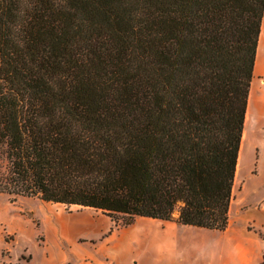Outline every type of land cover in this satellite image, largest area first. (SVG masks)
Instances as JSON below:
<instances>
[{"label":"trees","instance_id":"16d2710c","mask_svg":"<svg viewBox=\"0 0 264 264\" xmlns=\"http://www.w3.org/2000/svg\"><path fill=\"white\" fill-rule=\"evenodd\" d=\"M263 20L264 0H0V194L225 231Z\"/></svg>","mask_w":264,"mask_h":264},{"label":"rangeland","instance_id":"374dc122","mask_svg":"<svg viewBox=\"0 0 264 264\" xmlns=\"http://www.w3.org/2000/svg\"><path fill=\"white\" fill-rule=\"evenodd\" d=\"M261 52L262 47H259L258 66L261 65ZM262 79L264 75H259L254 83L256 101L261 93L256 85ZM253 110L248 138L240 154V179L244 181L240 196L252 206H258L264 196V108L258 110L256 107ZM233 198L236 204L237 192ZM91 220L106 232L99 235L93 231L72 228L80 222ZM133 225L123 226L121 221L116 224L105 213L93 208L0 194V264H71L78 258L84 259L89 253H107L108 259L113 258L118 246L116 248L113 239L105 241V238ZM193 236V233H186L183 237L190 242ZM209 240L208 234L201 235V245H185L178 250L173 248L169 250V255L183 264H213L214 260L203 245ZM136 249L139 259L146 255L140 246Z\"/></svg>","mask_w":264,"mask_h":264},{"label":"crops","instance_id":"0c3cea01","mask_svg":"<svg viewBox=\"0 0 264 264\" xmlns=\"http://www.w3.org/2000/svg\"><path fill=\"white\" fill-rule=\"evenodd\" d=\"M258 46L262 47L261 65L257 66L256 63L251 92L256 77L264 75V20ZM257 85L256 87L261 90V93L256 101L250 92L246 120L252 108L257 107L258 110L264 108V79ZM257 118L259 126L260 115ZM238 165L233 188V197L237 192V200L236 204L234 200L232 201L229 226L225 231L207 230L180 225L175 221L139 217L132 227L113 232L105 238V241L113 239L116 248L118 246V250L114 251L113 258L108 259L107 253L101 255L89 253L84 259L78 258L71 264H183L181 261L171 258L169 250L173 248L178 250L185 245L199 246L202 244L201 235L206 234L209 235L210 240L203 245L214 260L213 264H261L264 261V196L259 200L258 206H252L240 196L244 181L242 182L240 179V162ZM72 228L77 231H93L99 235L106 232L102 231L93 220L80 222ZM186 233L194 234L190 242L183 237ZM138 246L146 252V255L141 259L136 254Z\"/></svg>","mask_w":264,"mask_h":264},{"label":"bare ground","instance_id":"6f19581e","mask_svg":"<svg viewBox=\"0 0 264 264\" xmlns=\"http://www.w3.org/2000/svg\"><path fill=\"white\" fill-rule=\"evenodd\" d=\"M256 63H257V66H258V63H259V48H258V55H257V61H256ZM251 94H252V97L255 99V97H256V89H255V86H253V90H252ZM253 113H254V110L252 108V110L250 112V115L248 116V118L246 120L245 136H244V140H243V147L241 148V150L244 148L245 141L248 138V128H249V126L251 124V119H252L251 116L253 115ZM240 154H241V152H240ZM239 162H240V158H239ZM238 167H239V165H238Z\"/></svg>","mask_w":264,"mask_h":264}]
</instances>
